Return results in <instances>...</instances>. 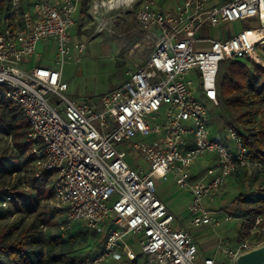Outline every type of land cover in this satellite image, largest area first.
<instances>
[{"label": "built area", "instance_id": "built-area-1", "mask_svg": "<svg viewBox=\"0 0 264 264\" xmlns=\"http://www.w3.org/2000/svg\"><path fill=\"white\" fill-rule=\"evenodd\" d=\"M82 2L0 3V97L19 109L28 124L24 140L30 145L33 176L43 181L42 172H52V203L63 212L62 229L79 222L105 232L94 256L59 264H102L124 254L137 264L124 241L129 234L145 255L142 264H216L213 257L199 256L195 236L174 224L156 181L171 175L191 194L190 226L213 227L224 212L206 209L204 201L221 196L238 169L250 176L253 167H264L249 159L237 129L230 128L225 140L210 137L208 107L219 106L217 78L223 62L248 58L264 65L253 54H264V0H182L171 9L148 0H86L98 33L130 12L142 37L133 45L135 58L120 85L96 100H76L66 94L63 65L71 49L81 53L85 47L73 43L68 33ZM233 21L256 26L228 37L207 36L210 28ZM50 41L57 64L32 66L38 43ZM144 49L149 51L143 54ZM137 137L141 140L133 141ZM122 144L130 155L139 154L147 168L131 165ZM206 155L214 166L193 176L189 168ZM250 225L249 236L258 233L264 242V206ZM258 244L243 237L224 253L235 262Z\"/></svg>", "mask_w": 264, "mask_h": 264}, {"label": "rangeland", "instance_id": "rangeland-1", "mask_svg": "<svg viewBox=\"0 0 264 264\" xmlns=\"http://www.w3.org/2000/svg\"><path fill=\"white\" fill-rule=\"evenodd\" d=\"M152 6L171 9L182 0H148ZM228 0H217L225 2ZM81 6L74 13V24L68 33L73 37V43L82 42L84 49L79 53L71 49L69 58L65 56L66 62L63 65V80L68 85L66 94L76 100H96L100 94L106 93L113 87L120 85L125 78V71L131 66L135 58L133 45L142 37L138 23L133 13H127L124 17L118 18L110 24L106 30L98 33L95 23L87 12L80 13ZM248 21L226 22L214 28H210L207 36L220 38L232 36L243 27H253ZM50 41L47 46L38 43L36 54L32 57V66L57 64L56 47ZM148 49L142 50L143 54ZM257 60L264 64V54L259 52L260 57L253 52ZM248 67L257 74L254 69L256 65L264 68V65L248 58H240ZM224 63L218 74L224 71ZM27 67V64L23 65ZM261 82L259 78L258 83ZM193 84L198 88V81L193 79ZM210 110L209 130L211 138L225 140L230 128H235L241 133L255 134L260 132L261 123L264 124V113L254 115V123L243 126L236 120V113L228 111L223 103L219 102L218 107L208 104ZM15 116V118H12ZM0 117L5 121V126L0 127V161L16 166L11 173L0 174V241L11 240L18 237L19 233L38 234L43 239V256L49 258L55 254L60 259H78L85 256H94L102 246L105 232H98L86 228L82 223H75L68 228H61L63 225V212L57 210L52 203V180L39 183L34 180L33 166L28 162V152L21 145L24 137L16 138L14 133L8 129L7 124L25 122L24 116L19 109L14 108L9 112L6 108H0ZM18 131V130H16ZM142 139L143 141H150ZM141 140L140 137L133 139ZM262 149L264 151V137L262 138ZM127 153L126 160L131 165H141L147 168L144 159L137 153L129 154L131 149L122 144L120 146ZM210 156L199 158L189 171L193 176L205 173L206 169L214 166ZM264 163V162H263ZM156 189L160 198L170 212L175 216L174 224L184 227L195 236L198 242L199 256L213 257L216 264H235L231 262L224 253V248L235 249L243 237H249L252 243L262 244L263 237L255 233L250 235L252 218L257 212L255 208L261 206L260 200L255 199V193L264 190V167L259 173L250 178L237 175L225 182L223 193L215 197L213 201H204L206 209L222 210L224 213L218 215L219 224L216 226H190V214L188 205L191 194L186 188L176 185L171 175L167 180L156 181ZM11 195V200L5 205L2 204L5 195ZM249 196V197H247ZM244 197L246 199H244ZM253 199H251V198ZM27 207L29 210H27ZM11 230V232H10ZM132 234L125 237L131 251L136 256L137 264H142L145 255L141 253L138 242H133ZM135 238H138L136 236ZM57 241V242H56ZM60 242V243H58ZM262 242V243H261ZM58 243V244H57ZM256 245V246H258ZM255 247V246H254ZM52 261L49 264H59L62 260ZM102 264H135L134 260L123 255L120 260L108 259Z\"/></svg>", "mask_w": 264, "mask_h": 264}, {"label": "trees", "instance_id": "trees-1", "mask_svg": "<svg viewBox=\"0 0 264 264\" xmlns=\"http://www.w3.org/2000/svg\"><path fill=\"white\" fill-rule=\"evenodd\" d=\"M3 1L4 0H0V3ZM81 7V13L87 12L88 7L86 5V0H83ZM224 63L226 62H223L222 65ZM254 71L257 74L253 73V70L241 60H231L227 61L224 71L221 75L218 74L217 78L219 102L223 103L228 111L236 113V120L243 126L253 124L255 121L254 115L264 113V68L260 65H256ZM259 78L261 79L260 83H258ZM0 108H6L9 112H12L16 107L0 97ZM12 118H15V116ZM5 125L4 119L0 117V127ZM7 126L9 131L11 130L12 133H14V137L22 138L25 136L28 124L25 120V122H21L20 124L12 122L7 124ZM240 134L248 148V157L252 161L264 162V151L262 149L264 124L261 123L260 132L258 133L248 135L240 132ZM23 141L21 145H23L24 149L28 152L30 145L25 140ZM31 161L32 157L29 154L28 162L31 164ZM15 169L16 166L13 164L11 165L9 162L7 164L0 161V174L11 173L15 171ZM42 175L43 181L46 183L51 179L52 172L43 171ZM34 180L37 179L34 177ZM39 183H42V181H39ZM262 193H264V190ZM255 197V199L260 200L261 203L260 207L254 209L255 212L259 213L264 206V194L260 195L255 193ZM11 199V195L9 194L5 195L3 198V200L7 202ZM244 199L246 198L244 197ZM27 210H29L28 207ZM42 243L43 239L41 236L32 233L24 236L21 232L15 239H3L0 241V264H49L52 261L60 259V255L58 254L45 258L43 256ZM60 260H62V257Z\"/></svg>", "mask_w": 264, "mask_h": 264}, {"label": "water", "instance_id": "water-1", "mask_svg": "<svg viewBox=\"0 0 264 264\" xmlns=\"http://www.w3.org/2000/svg\"><path fill=\"white\" fill-rule=\"evenodd\" d=\"M235 264H264V242L240 253L235 259Z\"/></svg>", "mask_w": 264, "mask_h": 264}, {"label": "crops", "instance_id": "crops-1", "mask_svg": "<svg viewBox=\"0 0 264 264\" xmlns=\"http://www.w3.org/2000/svg\"><path fill=\"white\" fill-rule=\"evenodd\" d=\"M177 2H179V1H177ZM159 7H162L163 6V4H162V6L161 5H158ZM162 8H164V7H162ZM80 13H81V10H80ZM81 15H82V13H81ZM250 159V158H249ZM251 160V159H250ZM252 161V160H251ZM252 162H255V161H252ZM252 173H251V175L250 176H245L244 174H243V172L241 171V169H238L237 170V173H236V175H235V177L237 176V175H240V176H244V177H247V178H250V177H252V176H255V175H257L258 173H259V170L258 169H256V167H253L252 168V171H251ZM263 192V191H262ZM262 192H256V194H264V193H262ZM164 202V201H163ZM167 207V206H166ZM197 244H198V242H197ZM131 249V248H130Z\"/></svg>", "mask_w": 264, "mask_h": 264}]
</instances>
